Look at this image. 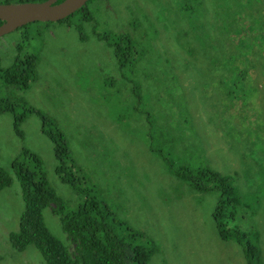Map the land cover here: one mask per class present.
Segmentation results:
<instances>
[{
	"label": "rangeland",
	"instance_id": "obj_1",
	"mask_svg": "<svg viewBox=\"0 0 264 264\" xmlns=\"http://www.w3.org/2000/svg\"><path fill=\"white\" fill-rule=\"evenodd\" d=\"M128 42L123 61L115 48ZM28 57L25 88L0 72V106L12 108L0 111V168L12 180L0 190V264H44L10 237L24 210L12 163L25 150L65 212L106 206L146 264H264V0H88L0 37L1 71ZM45 130L62 135L77 188L57 173ZM42 217L73 252L60 217L48 207Z\"/></svg>",
	"mask_w": 264,
	"mask_h": 264
},
{
	"label": "trees",
	"instance_id": "obj_2",
	"mask_svg": "<svg viewBox=\"0 0 264 264\" xmlns=\"http://www.w3.org/2000/svg\"><path fill=\"white\" fill-rule=\"evenodd\" d=\"M42 1L45 0H17V3ZM60 1L57 0V2ZM84 7L77 11L83 12ZM67 18L69 16L64 19ZM32 69L33 59L28 57L15 62L13 66L4 71L0 70V72L7 83L17 84L25 88L32 76ZM2 110L12 111V108L9 105L0 106V111ZM21 118V116H14V127L17 133H19L17 125ZM45 132L53 142L55 156L59 163L57 173L63 181L77 188L78 179L73 174L72 165H69L67 161L68 151L62 135L50 130H45ZM22 157L21 161L14 160L12 163L21 183L24 202V210L19 219V228L17 232L10 234L15 248L22 250L27 245H33L40 252L44 264L147 263L148 251L142 246H134L131 243L137 234L121 222H115L113 218H110L111 214L106 206L96 200L88 199L75 211L65 212L63 204L47 186L39 158L27 150L23 151ZM199 173L207 181L215 180L222 185L227 180L226 176H221L208 169L199 171ZM11 181L10 176L0 168V190L10 185ZM193 184L198 189H205L203 185L195 181ZM221 204L222 200H219L214 211L215 219L220 214ZM47 207L60 217L63 230L73 245V252L52 236L45 226L42 212ZM218 228L222 238L230 237L228 231L221 225ZM238 242L240 243L239 238ZM245 252L248 256L249 250L246 247Z\"/></svg>",
	"mask_w": 264,
	"mask_h": 264
},
{
	"label": "water",
	"instance_id": "obj_3",
	"mask_svg": "<svg viewBox=\"0 0 264 264\" xmlns=\"http://www.w3.org/2000/svg\"><path fill=\"white\" fill-rule=\"evenodd\" d=\"M88 0H45L0 4V37L33 22H58L85 6Z\"/></svg>",
	"mask_w": 264,
	"mask_h": 264
},
{
	"label": "flooded vegetation",
	"instance_id": "obj_4",
	"mask_svg": "<svg viewBox=\"0 0 264 264\" xmlns=\"http://www.w3.org/2000/svg\"><path fill=\"white\" fill-rule=\"evenodd\" d=\"M116 34H118L117 35L118 39H126L127 38L126 34L123 32L116 33ZM131 46L133 47V45L128 42L127 45L124 46L123 48L118 47V45H117V48H115L117 51H121V56H122L123 61L131 60V54L128 52V50Z\"/></svg>",
	"mask_w": 264,
	"mask_h": 264
}]
</instances>
